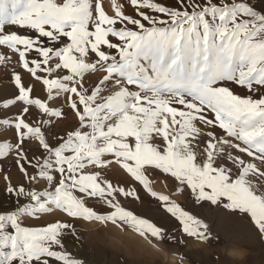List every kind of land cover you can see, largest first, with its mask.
Returning <instances> with one entry per match:
<instances>
[{"label": "snow or ice", "instance_id": "snow-or-ice-1", "mask_svg": "<svg viewBox=\"0 0 264 264\" xmlns=\"http://www.w3.org/2000/svg\"><path fill=\"white\" fill-rule=\"evenodd\" d=\"M7 2L0 264H89L82 221L179 244L141 192L194 242L210 208L264 243V0Z\"/></svg>", "mask_w": 264, "mask_h": 264}, {"label": "rangeland", "instance_id": "rangeland-1", "mask_svg": "<svg viewBox=\"0 0 264 264\" xmlns=\"http://www.w3.org/2000/svg\"><path fill=\"white\" fill-rule=\"evenodd\" d=\"M4 7L8 18L20 15L24 10L20 5L14 8L11 0ZM10 72L11 67H0V95L12 87L8 77ZM260 166L264 167V163ZM164 184L162 178H157L154 181L155 190L166 194ZM2 187L0 182V189ZM0 195L3 193L0 192ZM141 196L146 202L144 205L129 202L125 205L126 209L133 210L141 218L164 223L180 241L179 244L173 240L170 242L173 246L169 247L167 243L153 241L156 244L153 247L127 226L82 221L78 223L79 239L73 251L83 255L89 264H181L180 256L186 258L183 264H264V243L247 231L222 228L214 209L204 208L198 213L212 229L210 240L198 243L184 237L175 221L162 219V210L156 204L149 207L147 202L151 197L143 192ZM185 206L190 207V204L186 203Z\"/></svg>", "mask_w": 264, "mask_h": 264}]
</instances>
